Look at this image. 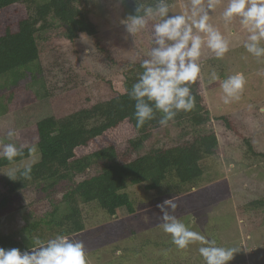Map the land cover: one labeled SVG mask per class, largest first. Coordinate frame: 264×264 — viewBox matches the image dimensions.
Masks as SVG:
<instances>
[{"label":"trees","instance_id":"16d2710c","mask_svg":"<svg viewBox=\"0 0 264 264\" xmlns=\"http://www.w3.org/2000/svg\"><path fill=\"white\" fill-rule=\"evenodd\" d=\"M110 1L120 4L123 21L135 15L137 0ZM174 1L167 0V3L172 5ZM154 2L138 0V3L145 5ZM98 12L94 0H0V91H6L0 95L1 118H11L12 113L25 118L32 115L30 110L34 109L36 101L44 98L31 89L40 77L44 83L40 87L41 93L45 94L50 105L54 103L53 99L68 94L65 81L61 78L64 77L63 67L41 66V55L58 50L64 45L62 43L74 44L84 36L97 39L98 30L91 18ZM239 28L242 30V27ZM151 31L147 33L151 35ZM222 35L227 37L226 32ZM40 36H51L50 46L44 52L40 48ZM110 36L114 37V34ZM138 39L147 42L146 34ZM59 43L62 44L60 47ZM98 44L100 42L96 40L93 47L106 55L108 49L97 48ZM203 48L207 49L206 46ZM202 49L198 61H203L204 65L198 79L189 85L195 107L188 112L180 111L166 127L158 123L160 113H156V117L146 121L142 127L136 126L133 115L135 102L128 97L125 89L131 88L142 71L140 62L147 58V54L140 50L136 54L138 59L134 60L117 61L107 56L112 67L120 70L119 79L94 80L90 95L93 102L88 108L59 118L50 116L20 130L13 123V130L17 133L13 141L17 146H24L25 155L17 157L13 163L0 159V170L12 165L19 167L22 162L31 163L32 168L30 178L18 175L16 180H12L4 176L0 219L11 212L7 205L11 203V196L13 199L12 193L22 197L18 210L24 207L25 189L30 184L36 188L37 198L28 206L34 205L33 209L38 210L46 206L50 210L45 216L37 218L38 221L24 223L18 232H3L0 229V248H18L23 252L25 248L29 250L35 246L36 238L46 241L44 233H38L39 227L50 233L56 229L59 235L66 237L82 234L85 228L91 226L89 210L92 208L112 219H116L122 209L131 215L138 210L127 189L129 186L151 193L154 203L180 197L189 188L199 185L204 175L205 160L216 154L223 141L228 145L233 138H239L246 144L245 148L250 153L243 157L248 161L246 167L249 172H254L264 163V152L254 150L257 141L248 136L249 127L244 130L242 120L236 116L230 117V114L224 115L241 108V100L224 104L221 99L224 114L213 117L212 111L220 113L216 106L217 97L210 95L208 98L204 94L205 88L221 89L222 79L237 72H245V78H252L253 73L262 77L259 73L264 72V68L253 73L243 68L231 74V66L229 70L226 67L219 69L218 61L205 62ZM206 52L209 54L208 49ZM51 60L48 58L45 62ZM214 66L218 76L215 81L210 76ZM83 84L85 81H80L79 85ZM261 87L264 88V85ZM218 93L223 95L222 89ZM241 93L239 97L243 95ZM254 102L251 107L264 108V94L257 96ZM262 116L264 114L257 119L261 121L259 127L264 129ZM247 119L250 124L255 116ZM261 132L260 139L264 142V131ZM152 137L158 140L152 143ZM32 145L37 147L35 153L27 151ZM61 183L65 187L60 190L58 186ZM247 209L261 221L264 199L251 201ZM253 223L258 224L256 220ZM246 229L243 226L241 230L244 236ZM17 237H21L25 248ZM168 240V247L173 251L176 249L178 256L184 255L190 248L178 249L170 236ZM184 258L181 256L171 264H181Z\"/></svg>","mask_w":264,"mask_h":264},{"label":"rangeland","instance_id":"374dc122","mask_svg":"<svg viewBox=\"0 0 264 264\" xmlns=\"http://www.w3.org/2000/svg\"><path fill=\"white\" fill-rule=\"evenodd\" d=\"M94 1L98 5L99 12L97 15H92L91 19L98 30L97 39L84 36L74 44L62 43L64 44L62 45L59 43V47L61 45L62 47L58 50H51L48 55H41V66H47V68H51L50 66L63 67L64 77L61 78L65 81L67 90H64L68 94L53 99L54 103L50 105L45 99V94L41 93L40 87L44 83L40 77L37 82H34L36 85L31 86V89L44 98L36 101L34 109L30 110L32 113L30 117L16 116L15 113H12L11 118L0 117V143H15L13 140L16 138L9 140L6 135L8 130H13V123L16 129L20 130L50 116L59 118L88 108L92 101L90 95L93 92L91 89L94 80L97 78L119 79L120 70L112 67L106 59L107 56L117 61H125L138 59L136 55L138 50L145 55L148 53L152 38L147 32L150 31L151 24L144 31L132 37L125 32L126 28L123 23L120 4H115L110 0ZM227 2L228 0H219L217 7L210 13L209 22L218 28L221 34L226 32L227 37H229L225 38L229 43V50L222 58H216L211 50L207 48L209 54H206L207 49L203 48L204 61H218L219 69L226 67L229 70V66H231V74L235 70L243 68L251 70L252 73L259 71L264 68V58L253 57L243 47L248 35L246 29L240 25L238 19H233L231 23H225L222 18V12ZM171 4L169 5L170 15L185 13L190 8V0H175ZM239 27H242V30ZM111 34H114V37H111ZM144 34H146L147 44L138 39ZM39 38L40 48L44 52L50 46L51 36H40ZM96 40L100 42L97 48L108 49L106 55L93 47ZM45 56L51 58V62H45V59H48ZM198 63L203 67V61H198ZM215 67H212L210 72L216 73ZM241 73L244 74L245 72ZM257 74L253 73L252 78H245L246 83L241 93L243 95L239 97L242 106L241 108L238 107L237 111L224 114L222 111L224 106L221 105L222 101H220L223 95H219L218 92L221 91L219 87L215 88V91L205 88L204 94L208 98L210 95L217 97L215 100L218 101V105L216 106L220 113L217 114L216 111H212L213 117H219L220 114L226 116L230 114V117L236 116L242 120L245 123L244 130L247 126L249 127L248 136L251 135V140L254 138L257 141L254 143V150L264 152V142L260 139L261 131L264 129L259 127L261 121L257 119L261 114H264V108L251 107L257 96L264 94V88L261 87L262 84L264 85V75L257 77ZM80 81L81 83L85 81V84L79 85ZM5 92L0 91V95ZM252 115L255 116V119H249V124V121L246 120ZM261 120H264V116ZM252 122L255 123L250 127ZM241 135L245 136L244 134ZM157 140L156 137H152L150 142L155 143ZM245 146L246 144L239 138H233L228 145L224 141L221 142L216 154L205 160L204 175L200 178L199 185L195 188H189L180 197L172 199L177 207L170 214L175 215L191 230L214 239L218 246L237 247L240 251L230 264H264V214L261 213L260 216L263 218L260 221L259 217H254L255 214L247 209V205L251 201L264 199V163L255 168L254 172H249L246 167L248 161L243 156L249 155L250 152L248 149L246 150ZM18 166L22 167L23 162ZM12 167H16V165L0 170V195H2L1 188L4 183V176ZM58 187L61 190L65 184L61 183ZM127 189L131 199L135 201L134 207L138 211L129 215L122 209L118 217L112 219L92 208L89 210L91 226L85 228L82 234L69 237L83 243L87 264H171L181 256H185L181 264H205L204 259L197 251L201 246L199 242L190 244L186 253L180 256H178L179 252L176 249L173 251L168 247V236L170 235L162 229L161 217L163 213L157 207L163 202L154 203L153 195L144 192L139 187L129 186ZM35 192L37 190L34 184H30L25 189L24 201L22 202L24 207L19 210V201L22 197L18 193L11 194L14 195L13 199L11 196V203L7 205L11 212L5 218L0 219L1 231L18 232L24 223L38 221L37 218L40 219L41 216H45L50 207L46 208L45 206L38 210L33 209L35 208L34 205V207L28 206L37 198H35ZM26 219L27 221H25ZM253 220H256L258 224L254 225ZM243 226L248 228L245 236L241 231ZM42 232L46 241L59 235L56 229L51 230L50 233L39 227L38 233L41 234ZM17 240L22 247H26L21 237H17ZM23 251H28V249L25 248Z\"/></svg>","mask_w":264,"mask_h":264},{"label":"clouds","instance_id":"9594fccd","mask_svg":"<svg viewBox=\"0 0 264 264\" xmlns=\"http://www.w3.org/2000/svg\"><path fill=\"white\" fill-rule=\"evenodd\" d=\"M218 3L219 0H206V3L205 0H190L187 12L170 15L167 0H155L147 5L137 0L135 15L123 21L126 32L131 36L141 33L149 24L152 29V46L147 58L140 62L142 71L131 88L125 89L135 102L133 115L138 128L154 119L156 113L161 114L158 123L166 127L180 111L188 112L195 107L189 85L200 76L202 66L198 60L202 47L206 46L216 58H222L229 50L228 41L209 22L210 13ZM222 18L225 23L238 19L248 33L243 47L253 57L264 58V0H228ZM259 74L264 75V72ZM210 76L213 81L218 79L215 72ZM245 83L244 74L240 72L224 79L221 84L223 103L238 100ZM6 135L12 140L17 133L10 129ZM27 151L35 153L37 147L32 145ZM24 155V146L0 143V159L13 163ZM31 168V163H25L22 167L10 168L6 175L12 180H16L18 175L30 178ZM157 207L163 213L162 229L178 249L199 242L198 251L205 264H230L239 253L237 247L218 246L214 239L191 230L170 214L177 207L172 198ZM0 264H87V259L82 242L56 235L47 241L36 238L35 246L28 251L0 248Z\"/></svg>","mask_w":264,"mask_h":264}]
</instances>
